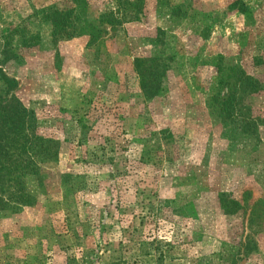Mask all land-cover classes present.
<instances>
[{"label":"rangeland","instance_id":"1","mask_svg":"<svg viewBox=\"0 0 264 264\" xmlns=\"http://www.w3.org/2000/svg\"><path fill=\"white\" fill-rule=\"evenodd\" d=\"M51 6L98 32L52 38ZM232 65L260 90L224 124ZM0 76L56 143L2 195L0 264H264V0H0Z\"/></svg>","mask_w":264,"mask_h":264},{"label":"trees","instance_id":"2","mask_svg":"<svg viewBox=\"0 0 264 264\" xmlns=\"http://www.w3.org/2000/svg\"><path fill=\"white\" fill-rule=\"evenodd\" d=\"M80 12L81 9H69L65 11L51 6L35 11V15H39L40 19L49 22L52 29V38H56L58 35L61 37L68 33L81 34L83 32H87L86 35L92 38L94 34L92 30L96 32L98 30L92 28V25L85 21V19H81L79 16ZM104 18V22L111 25L109 21L111 17L109 15L102 16V19ZM100 22L102 21L100 20ZM36 36L31 34V45L37 40ZM219 72L221 78L218 83H224L229 91H226L227 93L225 95H213L208 101V106L215 110L216 116L224 123L225 121H230L233 113L239 107L237 101L239 102V99L247 94L258 92L260 85L258 81L256 82L255 79L245 74L236 65L220 67ZM0 83L4 85L11 84L3 76H0ZM235 90L240 95L239 99H235ZM142 91L145 93L149 89L145 90L143 88ZM2 94L4 92L0 86V95ZM28 113L12 97H9L7 100L3 98L0 101V206H4L3 202L8 199L9 201L12 199L15 205L29 206L31 204L32 199L30 200L21 182L27 172H30V175L34 173L33 169L28 170L23 165L25 158L22 156L25 153L30 150L33 156H37L40 151L47 153L46 149H48V153L54 156L56 143L37 137L32 133L30 128L31 116ZM239 122L242 130L244 127H248L246 125L250 124V120L245 117H240ZM7 189L12 190L8 199L2 196L7 193ZM218 204L224 213L228 214L234 213L239 209V203L235 200H218ZM111 264L119 263L113 262Z\"/></svg>","mask_w":264,"mask_h":264}]
</instances>
